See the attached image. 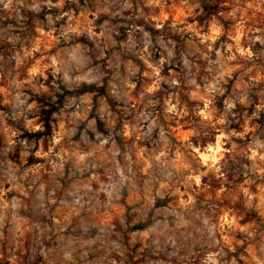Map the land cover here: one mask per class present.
I'll list each match as a JSON object with an SVG mask.
<instances>
[{
	"label": "clouds",
	"instance_id": "9594fccd",
	"mask_svg": "<svg viewBox=\"0 0 264 264\" xmlns=\"http://www.w3.org/2000/svg\"><path fill=\"white\" fill-rule=\"evenodd\" d=\"M0 264H264V0H0Z\"/></svg>",
	"mask_w": 264,
	"mask_h": 264
}]
</instances>
